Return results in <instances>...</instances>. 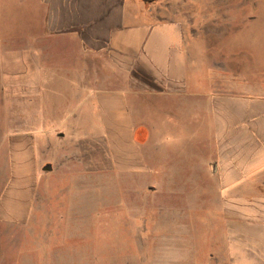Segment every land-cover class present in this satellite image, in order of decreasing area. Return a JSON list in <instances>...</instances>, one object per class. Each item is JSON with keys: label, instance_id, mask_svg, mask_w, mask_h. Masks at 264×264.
<instances>
[{"label": "crops", "instance_id": "obj_1", "mask_svg": "<svg viewBox=\"0 0 264 264\" xmlns=\"http://www.w3.org/2000/svg\"><path fill=\"white\" fill-rule=\"evenodd\" d=\"M179 2L173 11L148 0H0V93H16L0 100L32 93L33 121L44 123L42 102L64 72L69 108L79 109L65 122L82 133L98 124L93 139L117 141L118 171L139 164L123 141L153 134L157 148L175 118L203 114L227 237L209 263L264 264V0H209L205 20L186 18L190 3ZM255 23L250 39L241 27ZM7 107L0 123H25L24 103L16 115ZM13 208L0 220L24 218Z\"/></svg>", "mask_w": 264, "mask_h": 264}, {"label": "rangeland", "instance_id": "obj_2", "mask_svg": "<svg viewBox=\"0 0 264 264\" xmlns=\"http://www.w3.org/2000/svg\"><path fill=\"white\" fill-rule=\"evenodd\" d=\"M148 1L173 11L180 5ZM184 1L190 3L188 19L213 15L199 11L209 0ZM250 24L241 30L251 39L258 29ZM63 74L57 72L58 82L42 102L49 116L44 123L33 121L32 93L24 101L0 100V116L5 105L16 115L17 102L25 104V123H0V209L11 202L13 211L17 206L25 213L0 220V264H210L227 237L213 166L202 154L204 115L179 126L175 118L169 142L157 148L153 134L147 144L123 141L139 164L133 171L114 170L117 141L93 139L98 124L82 133L80 123L65 122L72 108L74 114L79 109L69 108Z\"/></svg>", "mask_w": 264, "mask_h": 264}, {"label": "water", "instance_id": "obj_3", "mask_svg": "<svg viewBox=\"0 0 264 264\" xmlns=\"http://www.w3.org/2000/svg\"><path fill=\"white\" fill-rule=\"evenodd\" d=\"M49 169V168H48Z\"/></svg>", "mask_w": 264, "mask_h": 264}]
</instances>
